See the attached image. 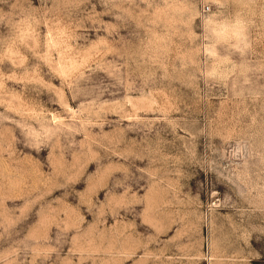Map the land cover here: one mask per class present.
I'll use <instances>...</instances> for the list:
<instances>
[{
	"label": "rangeland",
	"instance_id": "obj_1",
	"mask_svg": "<svg viewBox=\"0 0 264 264\" xmlns=\"http://www.w3.org/2000/svg\"><path fill=\"white\" fill-rule=\"evenodd\" d=\"M0 264H264V0H0Z\"/></svg>",
	"mask_w": 264,
	"mask_h": 264
}]
</instances>
